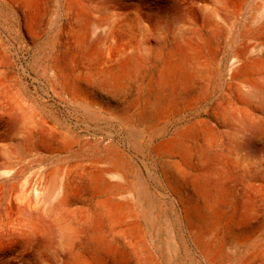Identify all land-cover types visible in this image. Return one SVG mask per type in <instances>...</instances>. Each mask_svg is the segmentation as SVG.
<instances>
[{
	"label": "rangeland",
	"instance_id": "rangeland-1",
	"mask_svg": "<svg viewBox=\"0 0 264 264\" xmlns=\"http://www.w3.org/2000/svg\"><path fill=\"white\" fill-rule=\"evenodd\" d=\"M80 6L83 13L76 15ZM157 34L166 39L159 41ZM172 37L191 47L195 63L214 70L207 76L202 100L175 113L137 145L128 131L136 117L133 96L139 85L159 76L156 67L171 48ZM242 62L257 65L252 84L243 89L259 107L256 126L263 129L264 0H0V264H18L14 255L22 251L29 253L26 263L38 264L44 257L48 264H57L58 249L28 251L29 244L17 242L13 227L29 221L42 206L94 219L104 197L81 186L88 184L91 169L106 170L119 161L131 181L145 182L158 196L161 222L169 224L176 242L182 240L175 253L165 255L164 264H209L162 180L155 147L186 124L207 117L230 83L231 68ZM121 63L130 66L122 70ZM259 133L254 141L247 133V143L263 159L264 132ZM64 187L69 189L68 201L59 205ZM35 191L41 200L36 209L26 204ZM162 234L167 239L165 230ZM12 247L18 248L7 254L5 249Z\"/></svg>",
	"mask_w": 264,
	"mask_h": 264
},
{
	"label": "bare ground",
	"instance_id": "bare-ground-1",
	"mask_svg": "<svg viewBox=\"0 0 264 264\" xmlns=\"http://www.w3.org/2000/svg\"><path fill=\"white\" fill-rule=\"evenodd\" d=\"M81 13L80 6L76 15ZM156 37L159 41L166 39L159 34ZM169 39L171 48L156 67L159 76H152L139 85L133 96L136 117L128 131L137 145L143 142L145 135H154L175 113L202 100L207 76L211 78L214 70V66L195 63L189 45H182L175 37ZM119 65L122 70L130 66L129 63ZM231 69L230 83L206 111L207 117L181 127L159 142L155 150L160 159L162 180L177 202L180 216L200 256L209 264H264V157L257 158L252 142L248 141L251 147L247 143L248 134L254 141L264 128L256 126L259 107L244 95L243 89L252 84L251 75L256 73L257 65L242 62ZM122 164L119 161L102 171L91 169L88 184L81 186L93 195L104 197L97 203L94 219L87 221L68 209L55 212L53 208L42 206L38 210L40 213H33L29 221L13 227L17 242L29 244L28 251L37 247L58 249L57 264H164L165 255L176 252V243L181 238L176 242L169 224L164 226L161 222L163 213L158 196L148 190L145 182L131 181ZM106 174L116 181H109ZM36 194L35 191L26 199L28 207L36 209L40 204ZM68 195L69 189L64 187L57 203L64 205ZM163 230L167 239L162 237ZM12 248L5 249L7 254H13L18 247ZM28 254L22 251L14 255V263L32 264L23 261ZM38 264L48 263L43 257Z\"/></svg>",
	"mask_w": 264,
	"mask_h": 264
}]
</instances>
